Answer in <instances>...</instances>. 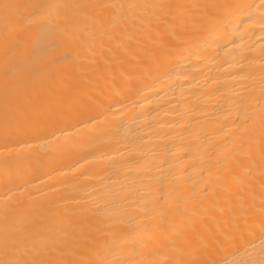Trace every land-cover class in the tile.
I'll return each instance as SVG.
<instances>
[{
    "label": "bare ground",
    "instance_id": "bare-ground-1",
    "mask_svg": "<svg viewBox=\"0 0 264 264\" xmlns=\"http://www.w3.org/2000/svg\"><path fill=\"white\" fill-rule=\"evenodd\" d=\"M0 4V264L264 258V0Z\"/></svg>",
    "mask_w": 264,
    "mask_h": 264
},
{
    "label": "snow or ice",
    "instance_id": "snow-or-ice-1",
    "mask_svg": "<svg viewBox=\"0 0 264 264\" xmlns=\"http://www.w3.org/2000/svg\"><path fill=\"white\" fill-rule=\"evenodd\" d=\"M10 7L8 4H0V8H3L4 10H7ZM261 229V249H262V256H264V221H261L260 224ZM255 264H264V258H261L258 262H255Z\"/></svg>",
    "mask_w": 264,
    "mask_h": 264
}]
</instances>
